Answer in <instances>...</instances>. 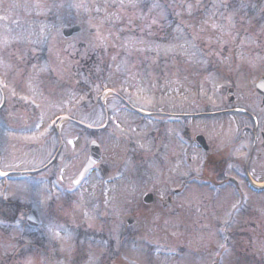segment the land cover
<instances>
[{"label":"rangeland","instance_id":"374dc122","mask_svg":"<svg viewBox=\"0 0 264 264\" xmlns=\"http://www.w3.org/2000/svg\"><path fill=\"white\" fill-rule=\"evenodd\" d=\"M37 1L20 13L31 26L0 21V172L8 173L0 178V264H109L116 256L134 264H264L263 198L257 199L259 213L232 222L231 250L224 254V202L230 197L207 185L182 184L205 159L195 134L206 136L217 153L239 135V125L247 136L252 131L237 114L189 115L231 106L227 89L233 87L232 103L264 119L255 92L264 74V0ZM76 23L81 31L65 38L60 29ZM43 51L50 54L47 64ZM91 70L97 78L82 89L77 79ZM106 87L148 110L161 105L188 114L183 138L168 123L163 154L146 145L148 132L138 120L118 112L110 127L127 175L109 176L103 184L101 168H95L71 188L94 136L85 145L83 130L55 119L73 114L84 122L101 120L99 96ZM111 99L108 93L105 100ZM51 125L63 140L61 159L49 170L21 176L51 158L58 145ZM150 158L158 161H151L149 180L128 177L134 162ZM253 167L264 179L256 162ZM175 187L181 193L164 211L159 205L137 210L145 191L159 200ZM31 207L41 217L38 232L25 222ZM133 211L136 228L126 233L121 219Z\"/></svg>","mask_w":264,"mask_h":264},{"label":"flooded vegetation","instance_id":"af4514ba","mask_svg":"<svg viewBox=\"0 0 264 264\" xmlns=\"http://www.w3.org/2000/svg\"><path fill=\"white\" fill-rule=\"evenodd\" d=\"M49 2H51V0ZM38 4L39 3L37 0H0V21L11 22L13 24H17L19 22H27L31 26L34 22L27 21L25 17H22L20 15V13L22 12V9H34L38 6ZM47 4L48 1H46L45 4L40 5L47 6ZM18 14L19 16H16ZM30 20L32 19L30 18ZM40 56L41 58H43L44 63H49V61L47 60L50 56L49 51H43L42 55ZM113 95V99L109 100L108 102L105 100L106 98L104 100H101V97L99 98L101 121L103 125L107 126V132L104 131L103 127L99 126L96 130L85 129L82 131L83 143L85 145L88 135L91 136L93 135V133H96V135H93L94 138L89 140L88 144L90 145L91 140H96V142L99 144L100 149V159L98 163L93 168H91L86 175H88V173L95 168H101L98 178L103 184L105 181H107L109 176L113 177L118 173L127 175L125 169L119 167L121 158L119 154H116V148L117 146H119L117 132L113 127H110V123L112 121L118 120L122 115L118 114V112L122 113L125 111L130 114L129 116H132L135 120H138L139 123L142 124L141 127L146 128V132H148V137L145 140L146 145L152 143L157 150H163V154H165L166 152V125L168 123H174L175 125H177V135L178 137H180L184 134V118L188 115L168 108L161 110L159 109L160 107H162L161 105H156L155 108L149 110L145 109L147 112L143 114L140 112V110H142L143 108L136 105L131 99L118 92ZM229 103H232V101ZM259 108L263 109L264 105H260ZM226 114H237L239 115V117H241L243 122H245V120L246 122L249 120L252 127L251 135L247 136L243 132L244 128L242 127V125H239V127L241 128V132L239 133V135L229 144L224 146L221 152L214 153L213 144L210 143L209 139L205 136V144L204 146H200L195 139L196 136L200 133L195 134L194 141L196 143V147L199 149V151L203 152L202 157L205 159L201 161V167H197L190 173V176L182 180V184H190L192 181L193 184L198 186L207 185L211 189H214L213 191H224L225 196L230 197L224 202L226 206V210L224 213V233L226 235V238L224 240V254L228 253V251L231 250V244H229V233L231 232V226L233 224L232 222L237 218L240 221L248 220V215L259 213L263 206L262 204H260V202H257V199L263 198L262 200H264V188L259 189L252 184V181L255 183H264V179H257L255 177L256 173L255 168L253 167V163L256 162V165L261 169L262 172H264V119H261V113L256 114L248 109H243V107L240 105H231L229 107L218 109L213 112L197 113L189 116L195 118V116L212 117L222 116ZM168 117H175V120L169 121L167 120ZM250 125L248 124V126ZM97 136L102 137L103 143H101L100 139H97ZM248 139L250 140L249 145H247ZM105 146H110V148L106 150ZM88 156L89 153L88 155H86L82 165L85 164ZM60 159L61 156L59 157L58 154L53 162L48 167L43 168L42 170L48 169L52 166V164V167H54V165H57V161ZM190 159L191 158L189 157L188 160ZM149 160L150 161L134 162L133 164H136V167L134 166L132 168L130 176L128 177L131 179H135L136 177L140 176V180H149L148 176L152 171L151 167L153 165V162L151 163V161H158L152 158H150ZM53 171L54 172L51 173V177H58V168L56 167ZM85 177L83 178V180L85 179ZM244 186L252 193L248 194L247 191L243 189ZM230 190L232 191V193L230 192ZM146 193H152L153 195V197L149 198V201H145L144 199V195ZM180 193L181 189L175 187L172 189V194L169 193V195H167L166 197L155 200V196L152 191H145L142 195L141 201H138V203L136 204V207L138 208L137 210H143L146 207H151L152 205H159L160 210L164 211L175 203L177 197L174 196H177ZM255 195L257 196V198ZM249 197L255 198L252 200L249 199ZM211 200H213V197H211ZM126 215L133 216L131 224L124 223V217ZM135 215L136 213L133 211L125 213L122 216V229L126 231V233L135 231ZM125 241L126 240H122V242ZM128 262L121 259L119 256H116L111 259L109 264H128ZM215 263L216 262H213L212 264Z\"/></svg>","mask_w":264,"mask_h":264},{"label":"water","instance_id":"95a60500","mask_svg":"<svg viewBox=\"0 0 264 264\" xmlns=\"http://www.w3.org/2000/svg\"><path fill=\"white\" fill-rule=\"evenodd\" d=\"M80 29H81V26L79 24H75V25H71V26H65L62 28V34L67 37V36H70L74 33L79 32ZM92 31H93V29H92ZM257 88L264 91V77L259 80V82L257 84ZM85 102H86L85 100L82 101L81 105L85 104ZM78 123L82 126L87 127V125H84L81 122H78ZM99 159H100V150H99L98 144H97V142L95 144L91 143L89 158H88L86 164L84 165L82 171L76 177V179L73 181L72 184H77L78 181L86 174L88 169L91 168L92 166H94L99 161ZM150 197H153V195L151 193L145 194V196H144L145 201H149ZM132 220H133V217L131 215H126L124 217V223L125 224H131ZM26 221L29 224V226H31V227H36L40 224L39 215H38V212L35 208H32L30 210V213L26 217Z\"/></svg>","mask_w":264,"mask_h":264},{"label":"snow or ice","instance_id":"6c2138e0","mask_svg":"<svg viewBox=\"0 0 264 264\" xmlns=\"http://www.w3.org/2000/svg\"><path fill=\"white\" fill-rule=\"evenodd\" d=\"M155 6L158 7L159 5H155ZM187 8H188L189 13H191L192 8H193V5L189 4L187 6ZM97 11H99V9H97ZM153 22L155 23V21H153ZM81 123H83V121H81ZM93 124H96L99 127H103L104 128V131L107 132V126L106 125H103V123H102V121L100 119H94L93 122L87 124V127L88 128H92L93 127ZM93 135H96V133H93ZM97 139H100L101 140V143H103L102 137L97 136ZM67 143L72 144L73 141L72 140H68ZM91 143L95 144L96 143V140H91ZM0 175H6V173H0ZM68 235L70 236L71 234L69 233ZM129 264H134V262L130 261Z\"/></svg>","mask_w":264,"mask_h":264},{"label":"trees","instance_id":"16d2710c","mask_svg":"<svg viewBox=\"0 0 264 264\" xmlns=\"http://www.w3.org/2000/svg\"><path fill=\"white\" fill-rule=\"evenodd\" d=\"M96 79L97 78V76H95V72L93 71V70H91L90 72H89V75H88V78H85V79H83V80H81L80 78H78L77 79V81H78V83H80V86H82V89L84 88H87L89 85H90V79ZM102 81V80H101ZM102 83H103V81H102ZM80 128V127H79Z\"/></svg>","mask_w":264,"mask_h":264},{"label":"bare ground","instance_id":"6f19581e","mask_svg":"<svg viewBox=\"0 0 264 264\" xmlns=\"http://www.w3.org/2000/svg\"><path fill=\"white\" fill-rule=\"evenodd\" d=\"M1 173H4V172H1Z\"/></svg>","mask_w":264,"mask_h":264}]
</instances>
